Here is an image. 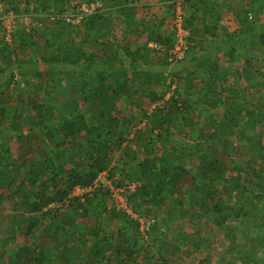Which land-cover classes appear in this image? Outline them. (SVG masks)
<instances>
[{
	"label": "trees",
	"instance_id": "1",
	"mask_svg": "<svg viewBox=\"0 0 264 264\" xmlns=\"http://www.w3.org/2000/svg\"><path fill=\"white\" fill-rule=\"evenodd\" d=\"M78 1L74 6L71 0H0L2 16L12 13L16 20L9 34L10 43L0 35V61L4 64V68L0 66V82L7 81L8 88L13 84L17 92L15 96L12 90L9 94L8 89L0 91V106H8L11 99L17 103L10 105L12 112L7 120L0 116V130L8 122L22 149L18 159L13 160L10 144L4 143L7 133L0 131V200L5 196L14 198L8 228L4 229L0 219V258L7 257V264H44L49 258L58 264H74L80 252L69 241L54 245V257L46 252L50 243L39 238L33 247L23 250L11 246L10 241L19 231L32 235L38 220H47L54 239L61 229L77 221L83 222L85 233L94 239L91 256L96 264H151L156 254L159 264H170L178 246L160 239L165 232L156 220L163 213L168 221L164 223L165 231H171L169 226L178 217L196 220L198 234L189 243L197 253L207 242L201 231L207 226L215 228L227 243L217 264H264V167H257L250 157V153L264 147V57L259 69H251L249 59L237 50L245 42L256 45L257 52H264V4L248 0L247 8L239 7L248 24H240L239 37L234 39L218 0L214 4L211 0L183 2L182 26L188 32L185 57L191 54L187 69L204 86L194 101L190 99L194 90L189 87L184 93L179 84L183 70L174 69L166 75L172 63L170 51L175 34L160 30L165 19L157 24L155 18H142V11L155 0ZM94 3L100 8L81 16L77 25L65 20V15L74 14L81 4ZM159 4L172 15L168 23L172 24L174 5L170 0H159ZM32 6L41 8L35 9V17L29 15ZM26 15L40 21L48 50L40 57L45 70L35 87L26 82L21 87L13 73L2 78L9 72L13 53L19 56L35 43L39 27L28 29L20 21ZM259 26L262 28L257 33ZM121 27L119 36L117 29ZM202 31L207 35L205 49L201 45L199 49L196 41ZM219 54L227 66L220 63ZM241 60H245L243 65ZM37 62V57H28L16 64V70L32 73ZM232 70L251 82L243 104L238 100L240 91L223 85ZM253 77L262 80L257 82ZM168 92L170 97L166 99ZM136 96L154 105L145 115V129L133 133L137 140L145 135L140 151L143 159L136 163L137 156L132 157L125 148L124 161L121 157L114 160L110 152L127 142L135 128L128 114L122 120L113 115L115 101ZM199 105L204 113L225 107L222 114L207 116L212 128L208 133L201 126L203 115L196 109ZM89 112L93 115L90 119L86 116ZM252 128L257 132L248 136ZM238 137L245 139L247 151L236 145ZM185 138L195 144H185L188 154L192 155L193 149L198 151L200 165L196 170L185 165L174 144ZM66 161L70 169L65 167ZM104 173L119 188L124 187L126 178L138 184L127 202L144 219L154 220L146 233L153 236L151 246L156 252H147L146 245L140 243L138 221L129 219L123 210L107 211L110 189L99 182ZM96 182L97 188L80 197L73 195L77 188L87 189ZM47 189L52 192L46 193ZM220 189H225L228 196L239 190L240 202L219 197ZM64 209L67 218L59 215ZM110 217L114 227L107 223ZM246 223L258 232L242 242L235 227Z\"/></svg>",
	"mask_w": 264,
	"mask_h": 264
},
{
	"label": "rangeland",
	"instance_id": "2",
	"mask_svg": "<svg viewBox=\"0 0 264 264\" xmlns=\"http://www.w3.org/2000/svg\"><path fill=\"white\" fill-rule=\"evenodd\" d=\"M222 2H224L225 0H221ZM227 1H231V0H227ZM233 1V0H232ZM248 0H242L241 4H238L237 7H242L244 8L247 4ZM246 3V4H245ZM258 3L261 4V6L264 4V0H258ZM148 5L150 3H147ZM227 5V4H226ZM247 7V6H246ZM35 9H37L38 11L41 10V8L38 6L34 7L32 6L30 8V13L29 15L35 17L37 16V12L35 11ZM166 9L159 4V0H155L153 2V5H149V8H145V10L142 11V18H148V19H157V24L158 23H162V20L165 19L166 24L161 26L157 25L160 27L161 31L164 32H169L171 30V24H168L169 22H171L170 20V16H172L171 14H166ZM46 14V13H44ZM42 14V15H44ZM141 14V11H140ZM139 14V15H140ZM238 15V21L240 24H242L241 26H245L247 23L246 18L244 16V14L241 13H237ZM232 20H230L231 25L228 27H234V29L237 27L236 25L234 26V20L233 17H231ZM167 19V20H166ZM262 20L264 22V16L262 17ZM0 23H1V28H0V35H4L6 42L10 43V32L14 29V27L16 26V20L15 17L12 13H10L7 16H2V10H1V6H0ZM21 22L24 23V25L30 29L33 30L34 26H38L39 28L36 35L34 36V45L32 47H30L29 49H26L23 51V53L19 56H17V53H13L12 58L10 59L11 61V66L9 67V72L7 71V73L2 74V78L3 79H7L10 73H13L14 75V81H20L21 83V87L24 85V82H26L27 84H30L32 87H35L37 85V80L38 77L40 75V73L42 71L45 70V65L42 63V60H40L41 55H46L48 53V50L44 47L45 43H44V38H43V34H42V26L39 20H35L34 18L30 17V16H24L20 19ZM164 22V23H165ZM75 24L77 25V23L75 22ZM261 26L256 28V32L259 33L261 31ZM122 27L119 29H117L118 35L120 36L122 34ZM240 29L234 30L231 33V37H233L234 39L239 37L237 35H239ZM256 33V34H257ZM205 36H207L205 34V31H202L201 35H198V37L196 38V41L199 42V49H205L204 46V39L207 40V38H205ZM134 40V38L132 39ZM131 40V41H132ZM203 41V42H202ZM257 43V42H256ZM130 45V43H129ZM201 45V47H200ZM131 46H133V44H131ZM240 47V48H239ZM237 48L242 49V46H237ZM257 50V46L256 45H252L249 46V50L245 51L246 53H244L246 59H249L250 65H251V69H259L261 67V60L264 57V52L263 53H259L256 51ZM190 55H187L185 58H183L180 61H172V63L170 64V66L168 67V69L166 70V75L169 74V72L174 71V69L176 70H183L181 72V74L179 75L180 77V81L179 84L182 85V92L186 93L185 90L189 87H191V91L192 94L190 96L191 100H198L199 95L202 94L201 90L204 89V86L201 83L200 79H193V72L189 74V71L191 69H187L190 68ZM28 57H37L38 61L35 67V70L32 71V73H27V72H18L16 70V64H19L21 61H24L26 59H28ZM220 63L223 66H227V61L226 59L221 56L218 58ZM245 62V60L241 61V65H243ZM124 64L127 65V62H124ZM2 65V67L4 68V64H2V61H0V66ZM28 67V66H26ZM263 71L261 72L262 75H264V69H262ZM196 75V74H195ZM197 76V75H196ZM246 76L241 75L240 73L237 75L235 74V72L232 70L231 71V75L228 76V78L226 79V81L224 82V87L226 88H232L235 91H240V96L238 98V100L240 101V104H243V99L248 97L249 92L247 89H249V85L251 84L250 80L245 78ZM254 79H257L256 81H260V79L262 80V78L260 77H253ZM5 80H2L0 83H2L0 85V91L6 90L7 94L10 93V91H13V95H17V92H15L14 90V86H12L13 84H11V86H7V81L4 82ZM255 81V82H256ZM45 87L47 88V82H44ZM4 88V89H3ZM219 91V89L217 90ZM254 92V91H253ZM262 98L264 99V91L262 92ZM258 96V95H257ZM170 97V93H166V99H168ZM210 101V100H209ZM253 102L256 101V99L254 98V100H252ZM10 104L8 106L6 105H1L0 106V116H2L4 118V120H7L8 117L11 115V106L16 105V100L11 99L9 100ZM13 104V105H12ZM11 105V106H10ZM200 105H203V103H201ZM197 106V111L199 113H201L202 116V122H201V126L203 127V131L205 133H208L212 130L211 128V123L208 121L207 116L210 115H215V114H222L223 110L225 109V107H221L217 110H210L209 112H205L203 111V109H201V106ZM208 105V104H207ZM246 106V105H245ZM248 107L250 105H247ZM246 106V107H247ZM251 107V106H250ZM154 108V105H150V103L148 102V100L146 98H144L143 96H136V97H132L130 100H125L124 97L118 99L115 101V105H114V111H113V115H115L117 118H120L121 120L127 116L129 117V120L135 125V128L132 132V134L128 135V141L124 142L122 144V146L120 148H112L113 150L110 152L112 158L114 160L119 159L120 157L123 159H125V156L123 154V151L125 148L129 149V154L133 157V156H137V161L136 163H139L142 159L143 156L140 154V151L143 150V141L145 140V135L143 136V138H141L140 140L137 139H133V133L135 131L141 130L143 131L146 127V119H145V115L146 113H150L152 111V109ZM89 119L92 118V114L89 112L86 115ZM95 121V120H94ZM17 122V121H15ZM8 122L7 124L4 126V128H1V133H7L5 135V139H4V143H8L11 146L12 149V158L13 160L18 159L19 157V153L22 152V149H19L20 147L18 146V144H16L15 141V136L13 134V132L10 129V126H8ZM200 126V127H201ZM7 131V132H6ZM257 132V128H252L250 130H248L247 135H252L253 133ZM239 138V137H238ZM178 139V138H175ZM183 139V138H182ZM188 140L185 138V140L181 141H177L175 140V145L178 148V150H180V154L179 157L180 159L185 163V165L188 168H191L193 170H196L198 168V166L200 165V161L198 158V151H196L195 149L192 150V155H189V150L188 148H186L185 144L188 145H192L194 146V143H190L187 142ZM183 142V143H182ZM264 142V141H263ZM190 143V144H189ZM236 145L242 147V150H246L248 149V145L246 144V141L244 138H239L236 140ZM19 149V150H18ZM251 154V158L255 160V162L258 164L257 167H264V147H261L258 151H254V153H250ZM84 159V158H82ZM240 159V157H239ZM135 163V164H136ZM65 167L69 168L70 165L68 164V161L65 162ZM70 169V168H69ZM233 176L235 177V173H233ZM114 181H117V177L114 178ZM99 182L103 185L109 186L110 189V197L111 199L108 202V209L107 211L110 209V211H112L111 209H115V211L118 210H123L125 211L126 216L129 217V219H133V221H137L133 218V216H136L140 219H144L143 216L140 214H137L136 212H134L131 208L130 205L128 204L127 200L128 197H130V193H133L134 191H132V182L130 183V178L127 180L126 178V182L124 183V187H116L113 183H111L109 181V179H107V175L104 173L102 175H100L99 177ZM230 183L232 185L235 184L234 180H230ZM136 184V183H135ZM134 184V185H135ZM99 185V183H98ZM138 185V184H136ZM129 186L131 187L130 191H129ZM127 187V190H126ZM137 187V186H136ZM123 191L122 194L118 193V191ZM52 191L47 189L46 193H51ZM123 196V201L122 202L119 197ZM219 197H222L224 200L229 199L231 202H235V203H239L241 198H240V191L237 190L236 192H234L231 195H227L225 192V189H220V192L218 194ZM14 203V198L9 197V196H5L4 198H2L0 200V219L4 221V229L8 228V222H9V217H13V212L11 211V208L13 206ZM52 207V209H57V207H55L54 205H50ZM61 216V218H67V211H65V209L63 211H61V213L59 214ZM36 217V216H35ZM109 217V214H106L105 219H107ZM111 219L107 220V223L110 224V226L114 227V219L112 217H110ZM159 223V227L163 228V231L165 232V234H163L162 236H160V239H163L164 241H168V244L172 245H176L178 246L177 251L175 252L174 255V259L170 264H208V259H211L212 262H210V264H217L219 261V258L222 257L225 253V248L227 243L225 242V240L221 237V235L216 234V230L215 228H213L212 226H210L208 228V226H204L206 228H204L200 235L201 237H203L205 240H207L206 243H204L203 247L200 249V251L197 253V251H195L191 244L189 243L190 240H193L196 236L197 233V226H196V220L195 221H191L188 220L186 218H177L176 221L172 224H170L169 229H171V231H165L166 230V224H164L165 222L168 223L166 215L163 213H160L158 216V219L156 220ZM47 220H38L37 225L35 226L34 229V233L32 235H28L25 234V232H21L19 231L17 233V235L15 236L14 239H12L10 241V245L11 246H16L20 249H24L25 247H33L36 238H39V240H42L41 242H46V243H50L51 245V249L47 248L46 252L49 254H52L54 249V245L57 242H71L72 244L77 246V249L80 252V259H78V261H76L74 264H96L93 262L92 256H91V248L92 245L94 243V239L92 237H89L87 235V233H85V225L82 224L81 222H73V224L70 227L61 229L59 231V234H57V238L54 239L55 237L52 236L51 232H49V230L47 229ZM140 224V223H139ZM130 227V224L128 225ZM235 226V225H234ZM116 227V226H115ZM115 229V228H114ZM214 229V230H212ZM140 230V243H143L144 245H146V250L147 252H156V249H152L151 246V239H153V236L148 235L146 232L141 231V227H139ZM236 233L238 234L240 240L242 242H247L248 238L251 236H255L256 233L258 232L256 230V228L250 227V225L248 223L241 225V226H236L235 227ZM171 232V233H170ZM62 235V238H61ZM64 235V236H63ZM45 245V244H44ZM150 245V249L148 248V246ZM54 257V254H52ZM7 257L4 258H0V264H7L6 262ZM153 261L151 262V264H159L160 260L158 259V255L156 254V257L154 259H152ZM44 264H58V261L49 258Z\"/></svg>",
	"mask_w": 264,
	"mask_h": 264
},
{
	"label": "built area",
	"instance_id": "3",
	"mask_svg": "<svg viewBox=\"0 0 264 264\" xmlns=\"http://www.w3.org/2000/svg\"><path fill=\"white\" fill-rule=\"evenodd\" d=\"M185 0H170L171 4L174 5L175 7V11H174V20L172 22L171 26V30L172 32L175 34L176 40H175V45L173 47V49L170 51V59L171 61H180L185 57V52L187 51V37H188V32L187 30H185L182 26L183 24V18L185 17L184 13L181 10V6L183 4ZM79 1L78 0H71V5H78ZM100 8V4L99 3H94V4H90V5H85V4H81L80 7H77V10H75L76 12L74 14H67L65 15V20L67 22H70L72 24H75L79 22L81 16L85 15V14H89L91 12H93L95 9ZM248 19L251 20L252 17L249 15ZM153 48L158 49V47L155 44L150 45ZM132 188L129 186V191L132 189V191L135 190L136 188V184H132ZM98 185L97 183H95V185L92 188L89 189H82V188H77L73 195L75 196H81L84 193H87L95 188H97ZM131 188V189H130ZM123 191H118V193L122 194ZM120 199H122L121 201H123V196L121 198V196L119 197ZM133 218L135 220H137L140 223V227H141V231H148L149 227L151 225H153L154 220L152 219H148V220H144V219H140L136 216H133Z\"/></svg>",
	"mask_w": 264,
	"mask_h": 264
},
{
	"label": "crops",
	"instance_id": "4",
	"mask_svg": "<svg viewBox=\"0 0 264 264\" xmlns=\"http://www.w3.org/2000/svg\"><path fill=\"white\" fill-rule=\"evenodd\" d=\"M214 0H211V2H213ZM246 1V0H245ZM220 5H221V11H222V18L224 19V20H229L228 21V24H229V26L231 25V22H230V20H232V18L231 17H233V20H234V26L236 25L237 27L234 29V27H227V30L229 31V33L231 32L232 33V31H234V30H237V29H240L241 27H240V23H239V21H238V15H237V13H240V11H239V9L240 8H238L237 7V5L238 4H241L242 3V0H231V1H227V0H225L224 2H222L221 0H218L217 1ZM249 2H247V4H248ZM213 4H214V2H213ZM227 4V5H226ZM246 4V3H245ZM247 4H246V6H247ZM245 6V7H246ZM244 7V8H245ZM247 8V7H246ZM224 11V12H223ZM224 24V23H223ZM239 46H242V49H239V48H237V50L238 51H240V52H242L243 54L244 53H246L245 51H247V50H249V46H251V45H246L245 44V42L244 43H241ZM222 55L221 54H219V56L218 57H221ZM242 61V60H241ZM241 61H240V64H241ZM239 65V64H238ZM238 65H236V66H238Z\"/></svg>",
	"mask_w": 264,
	"mask_h": 264
},
{
	"label": "clouds",
	"instance_id": "5",
	"mask_svg": "<svg viewBox=\"0 0 264 264\" xmlns=\"http://www.w3.org/2000/svg\"><path fill=\"white\" fill-rule=\"evenodd\" d=\"M80 19H81V18H80ZM79 21H80V20H79ZM78 23H79V22H78ZM78 23H77V24H78ZM96 183H97V182H96ZM94 185H95V184H94ZM94 185H93V186H94ZM97 185H98V183H97ZM90 188H92V187H90ZM87 189H89V188H87ZM144 220H148V219H144ZM139 225H140V224H139Z\"/></svg>",
	"mask_w": 264,
	"mask_h": 264
}]
</instances>
